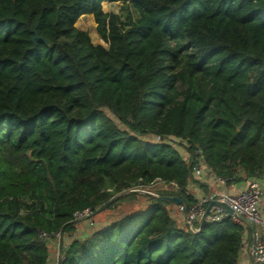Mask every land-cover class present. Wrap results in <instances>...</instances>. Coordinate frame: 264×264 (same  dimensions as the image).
<instances>
[{
	"label": "trees",
	"instance_id": "1",
	"mask_svg": "<svg viewBox=\"0 0 264 264\" xmlns=\"http://www.w3.org/2000/svg\"><path fill=\"white\" fill-rule=\"evenodd\" d=\"M182 148L264 184V0H0V264H238L247 228L190 230L159 198L196 202Z\"/></svg>",
	"mask_w": 264,
	"mask_h": 264
},
{
	"label": "built area",
	"instance_id": "2",
	"mask_svg": "<svg viewBox=\"0 0 264 264\" xmlns=\"http://www.w3.org/2000/svg\"><path fill=\"white\" fill-rule=\"evenodd\" d=\"M183 157L192 165V172L195 176H199L200 179L212 180L218 185L227 186L230 178L219 176L215 171L206 164L204 155L200 150L193 152L184 151ZM162 184L165 182L156 179L152 185ZM171 187L177 188V185L173 182L169 184ZM142 188H146L142 185L133 187L125 191L124 193H141ZM147 194L157 196L153 190L147 191ZM196 202L191 207H188L185 203L176 205L174 214L182 220V222L193 231H198V225H202L208 222H219L225 218L231 219L234 223L239 224L245 228L253 229V241L251 243H243V247L249 249L252 264H264V216L261 211V203L264 198V184L259 180H252L246 184V187L237 194H230L227 191L211 190L209 193L202 194L196 197ZM215 201V204L207 209L211 203ZM224 203L231 208L229 212L226 208L222 207ZM93 210L85 208L78 211L75 214L77 221L85 220L91 217ZM41 237L48 241L50 244L61 242L64 237V233L56 232L54 234L41 233ZM62 257L61 249L58 255V260Z\"/></svg>",
	"mask_w": 264,
	"mask_h": 264
},
{
	"label": "rangeland",
	"instance_id": "3",
	"mask_svg": "<svg viewBox=\"0 0 264 264\" xmlns=\"http://www.w3.org/2000/svg\"><path fill=\"white\" fill-rule=\"evenodd\" d=\"M103 7L106 11H109V12H115V13H118V14H123V3L120 2V3H110V2H104L103 3ZM130 12L136 17L137 16V13L132 9L130 8ZM86 17V18H85ZM85 23V24H83ZM77 26L83 30H87L90 37H91V40L93 43L95 44H103L105 45L104 42L100 41L99 39V36L96 32V28H95V18L93 15H86V16H82L78 21H77ZM98 37V38H97ZM106 46V45H105ZM153 138V137H152ZM185 149L182 148V153H184ZM151 187H154V188H158V187H161L160 184H155ZM143 192H141L140 194L141 195H147V191H151V190H154L153 188H142ZM118 195L115 197L117 198ZM140 204L143 203V199H139L138 201ZM134 202H131V201H125V202H122L121 205V209H114V210H111V209H104V210H100L98 213H93V217H89L85 220H80L78 221L79 222V227L77 228V232L75 234V236H85L87 234H89L92 230H94V228H97L103 224H106L110 221H112L115 217H117L118 215H121L124 211H127L129 209V206L132 205ZM138 204V203H137ZM175 207L176 205H172V208H174V211H175ZM127 209V210H125ZM119 210V211H118ZM120 211L122 212L120 214ZM84 234V235H83ZM51 250H52V261L53 262H56L58 260V255H59V252H60V244L59 242L56 241V243H52L51 244Z\"/></svg>",
	"mask_w": 264,
	"mask_h": 264
},
{
	"label": "crops",
	"instance_id": "4",
	"mask_svg": "<svg viewBox=\"0 0 264 264\" xmlns=\"http://www.w3.org/2000/svg\"><path fill=\"white\" fill-rule=\"evenodd\" d=\"M195 180L190 183L189 190L194 193L195 197H198L202 194L209 193L211 190L217 191H227L230 194H237L241 190L246 187L247 182H233L228 184L227 186L218 185L212 180L207 179H200L199 176H195ZM261 211L264 216V198L261 203ZM253 229L254 228H247L244 242L251 243L253 241ZM84 235V234H83ZM238 264H252L251 255L249 249L243 247L240 255H239V262Z\"/></svg>",
	"mask_w": 264,
	"mask_h": 264
},
{
	"label": "water",
	"instance_id": "5",
	"mask_svg": "<svg viewBox=\"0 0 264 264\" xmlns=\"http://www.w3.org/2000/svg\"><path fill=\"white\" fill-rule=\"evenodd\" d=\"M34 38H39V39H42L40 38L37 34L35 35ZM161 200L165 201V202H168V203H171V204H175V205H180V204H183L184 203V200L182 198V196H160L159 197ZM113 200H111L112 202ZM215 204V201H211L208 209H207V212L209 211V209ZM218 205H221L222 207L226 208L229 212H231V208L229 206H227L226 204L224 203H221V204H218ZM61 249V247H60Z\"/></svg>",
	"mask_w": 264,
	"mask_h": 264
},
{
	"label": "bare ground",
	"instance_id": "6",
	"mask_svg": "<svg viewBox=\"0 0 264 264\" xmlns=\"http://www.w3.org/2000/svg\"><path fill=\"white\" fill-rule=\"evenodd\" d=\"M86 18V17H85ZM83 24H85V23H83ZM98 38V37H97Z\"/></svg>",
	"mask_w": 264,
	"mask_h": 264
}]
</instances>
